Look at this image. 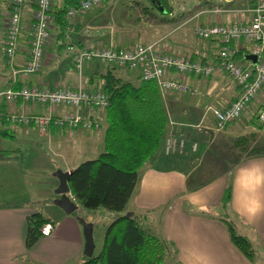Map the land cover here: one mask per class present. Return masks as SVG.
<instances>
[{
    "label": "crops",
    "instance_id": "1",
    "mask_svg": "<svg viewBox=\"0 0 264 264\" xmlns=\"http://www.w3.org/2000/svg\"><path fill=\"white\" fill-rule=\"evenodd\" d=\"M32 2L26 0L23 6L22 31L11 65L2 54L1 47L0 93L9 87L16 88L26 83L41 87H52L59 83L75 85L77 78L70 74V70H73L71 53L70 56L62 55L64 45L73 49L92 45L106 46L109 43L121 47L117 44L115 31L112 32L109 25L101 24L108 17L96 24L88 19H75L74 32L67 34L64 28L60 37H57L58 27L52 20L41 69L27 78L19 74L13 76L12 71L19 68L26 57L34 8ZM51 2V5H63V0ZM252 2L198 0L187 11L183 5L174 6L172 10L166 11L170 17L167 20L175 23L171 31L180 30V27L189 23L188 30L181 31L171 43L161 41L162 37L168 36L167 33L158 39L141 43H154L159 52L185 51L192 59L213 60L219 42L215 39H195L192 28L203 24L247 22ZM167 20H157V24L164 25ZM4 30L5 25L0 34V46ZM188 32L192 39L185 37ZM184 48L187 51L181 50ZM88 66L83 69L85 75L89 72L85 70ZM132 72L136 78L138 72ZM87 76L82 75L83 83H86ZM184 81L195 89L193 96L188 98L185 94H168L163 100L171 116L181 121L177 125L182 124L188 128L193 124L201 125V130L186 132L189 139L198 141L197 149L193 152L186 149L183 152L187 156L193 153L194 164H202L204 172L214 167L222 171L200 183L196 179L199 177L197 174L192 175L191 179L188 177L190 162L193 160L185 158L187 161L184 165L183 158L165 155L161 147L156 156L141 168L138 186L122 214L137 217L145 228L164 239L174 251L177 264H264V254L261 255L263 258L258 257L256 263L248 261L230 243L226 227L219 219L221 216L231 219L237 231L245 235L251 245L264 247V152L242 157L229 167L228 161L223 163L216 157L226 146L224 144L227 140L231 143L233 138L255 132L256 138L264 141V124L260 130H255L251 122L252 113L264 103V86L256 102H252L249 111L247 109L248 112L242 115L243 118L241 116L224 128L215 130L209 108L224 107L232 101L236 95L234 85L221 73L214 74L207 81L191 77ZM7 111L41 113L43 107L20 100L6 105L0 98V264H81L84 240L78 218L92 223L93 236V215L86 211H80L78 215L74 212L66 214L54 205L53 200L58 197L54 193L58 185L54 173L56 169L69 172L82 161L83 153L76 154L78 144L96 136L91 133L95 130L80 127L59 129L50 125L44 133H40L32 125L5 122L3 115ZM54 157L60 159L59 163L54 161ZM228 181L230 200L221 208V196ZM73 202L77 208L80 206L75 200ZM35 212L42 213L51 222L46 225L49 227L48 234H42L32 246L26 248V217Z\"/></svg>",
    "mask_w": 264,
    "mask_h": 264
},
{
    "label": "trees",
    "instance_id": "2",
    "mask_svg": "<svg viewBox=\"0 0 264 264\" xmlns=\"http://www.w3.org/2000/svg\"><path fill=\"white\" fill-rule=\"evenodd\" d=\"M149 1L156 9H161V4L164 0H157L158 4L151 0ZM75 2L76 0H63V5L57 6L55 3L51 5L50 16L55 26L58 27L57 37L63 34V29L68 22L64 14L66 6L73 5ZM254 2L255 0H253L250 8H252ZM32 4L35 7L34 1ZM51 4L53 3L51 2ZM167 9L170 10L168 6ZM167 9L162 8L161 10L166 12ZM6 10H9V3ZM248 23L249 20L239 24L245 25ZM2 38H4V33ZM215 40L218 41V39ZM250 41L240 37L237 40H230L226 43L233 51V59L235 61L241 60L240 63L246 62L247 67H252L257 61L264 62V49L254 63L244 60L249 52ZM221 45L219 42L218 48ZM1 47L3 48V42ZM183 54L187 55L186 53ZM210 61L217 62V56L215 55V58ZM87 65L89 66L85 70L89 72L85 75L84 71L83 74L84 76L88 75L86 83H83L84 90L100 89L107 96L106 107L103 110L94 109L91 113L92 118L98 120L99 127L101 123L104 124L102 151L95 158L82 160L75 165L69 171L66 183L69 188V194L86 212L92 213L99 208H103L107 211L115 212V216L104 228L97 253H92L88 258L83 256L81 264H161L168 243L162 241L159 236L145 228L137 217H130L121 212L138 186L143 165L153 159L161 147L163 151L164 140L170 126V119H168L163 101L164 98L160 96L154 81H142L139 79L137 70H135L138 72L136 83H133L126 79L125 75L121 76L116 73L117 70L130 69H121L116 66L99 63L98 61H91ZM218 73L225 75L236 89L235 98L224 106L227 107L237 98L238 85L226 73L221 71ZM171 74L175 75L176 73L171 70ZM213 75L211 74L208 77ZM188 77L204 79L191 74L184 75L183 79ZM187 85L193 88L190 84ZM263 86L264 84H262L257 97L262 92ZM184 94L182 93L180 96ZM257 97L243 109L237 119L249 111V105ZM224 107H210L209 111L212 108ZM256 109L257 111L252 113L253 120L251 122L255 130H260L264 122H261L258 118L260 106ZM93 113H95L94 117ZM255 138V132H252L248 135L233 138L231 143L227 140V143L224 144L226 146L223 147L222 151L218 152L219 154L216 157L223 163L225 160L228 161L230 164L227 167H229L242 157L263 153L264 141L260 138ZM210 152L211 154L213 153V151ZM163 154L165 153L163 152ZM169 154H172L170 155L171 157L178 156L183 158L185 160L183 162L184 165L187 160H193V162L191 161L192 163L190 162L188 177L190 178L192 175L197 174L199 177H196V179L200 183L207 181L212 174L222 171V169L218 170L214 167V170L207 169L204 172L202 164H194L193 153L187 156L188 154L182 151L165 155ZM230 192V181H228L221 196V208H224L230 200ZM219 219L226 227L230 243L248 261L256 263L260 256L255 253L248 238L237 231L231 219L225 216H221ZM50 222L51 220L40 212L31 213L26 217L24 235L26 248L32 246L42 236L41 228L50 224Z\"/></svg>",
    "mask_w": 264,
    "mask_h": 264
},
{
    "label": "built area",
    "instance_id": "3",
    "mask_svg": "<svg viewBox=\"0 0 264 264\" xmlns=\"http://www.w3.org/2000/svg\"><path fill=\"white\" fill-rule=\"evenodd\" d=\"M35 7L32 10L30 24V38L26 57L16 74L24 78L38 72L43 61V52L50 39L51 2L50 0H32ZM105 0H76L73 5L65 9L68 21L66 33L74 32V21L77 16L91 11ZM26 0H9V10L5 18L2 54L11 65L17 49L19 35L22 31L21 12ZM249 23L242 25L238 22L229 24L195 25L191 32L199 40L218 39L222 44L216 52L217 62L191 59L183 53L159 52L154 43L138 42L131 46L117 47L109 43L106 46L92 45L71 48V63L77 74L75 85L67 86L62 83L52 87H41L36 84H22L19 87H9L0 93V98L6 105H12L18 100L24 103L39 104L43 107L41 113H16L7 111L3 115L5 122L15 125H32L38 132L44 133L50 125L59 129L80 127L85 130L98 129V120L92 118L94 109L103 110L107 105V96L100 89L86 91L83 88L81 72L91 61L116 66L121 69L137 70L142 81H154L159 94L164 98L168 94L194 95L195 90L189 87L183 79L191 74L206 78L218 72L226 73L238 85L237 98L224 108H212L210 114L213 119V129L220 130L227 123L237 119L243 109L254 100L262 84H264V62L257 61L252 67L233 59V51L226 45L230 40L240 37L250 41L249 54L258 59L264 49V0H255L249 9ZM175 71V75L171 74ZM15 79V78H14ZM61 112H58L60 111ZM258 118L264 122V103L260 106ZM201 130V125L192 126ZM189 141H188V140ZM184 138L182 132L176 134L168 132L164 140L163 152H182L186 149L195 151L197 142ZM70 199L74 198L69 194ZM49 227L43 226L41 233L48 234Z\"/></svg>",
    "mask_w": 264,
    "mask_h": 264
},
{
    "label": "rangeland",
    "instance_id": "4",
    "mask_svg": "<svg viewBox=\"0 0 264 264\" xmlns=\"http://www.w3.org/2000/svg\"><path fill=\"white\" fill-rule=\"evenodd\" d=\"M196 1L198 0H180L179 3L178 0H164L162 1L161 9L162 8L167 9L168 6L169 9L172 10V8H175L174 6L179 7L183 5V7L185 6L186 8L185 11H187L188 8L189 9L192 8V4H194ZM8 3L9 0H0V34L5 25V18L7 13L5 7H7ZM161 9L160 8L156 9L155 6L150 4L149 0H105L99 6L94 7L91 11L83 15L77 16L76 19H80V18L88 19L91 21V23L96 24L98 22H102L104 19L108 17L107 21L105 23L102 22L101 24L109 25L112 32L115 31V35L117 36L116 38L117 44L121 47L131 46L138 42H144V43L150 42L151 40L158 39L160 36H163L165 33H167L168 36L162 37L161 41L166 43L168 42L171 43L173 42V40H175L174 37H176L181 31L188 30L190 24L189 23L185 24L183 27H180L181 28L180 30L171 31L175 23L173 21L167 20L170 18L168 16V13L162 11ZM163 19L167 20L164 25L157 24L159 23L158 21H161ZM185 37L192 39V36L189 34V32L188 35ZM63 47L64 50L62 51V55L64 57L65 55L70 56V53H72V49H69L67 45H64ZM0 50H1V46H0ZM181 50L187 51V49L185 48ZM184 52L185 51H181V53ZM132 71L128 72L124 70H117L116 73L121 76L122 75L126 76L127 74L126 79L135 83L136 78L132 76L133 73ZM83 72L84 70H82L81 72V80H82ZM70 74L77 78V74L73 70H70ZM209 78L210 77L204 78L203 80L207 81ZM165 98L166 96L164 97V100ZM193 98H195V96ZM165 108L167 111L168 119H170V126L168 127L169 132L174 134L178 132H182L184 138L186 139L189 138L187 133L188 132L191 133L192 131H194L193 129L195 128L189 127L190 128L189 129L187 126H182V124L177 125L178 122L181 121L178 118H176V116L174 115L171 116V113L169 112V110H167L166 104H165ZM94 115L95 113H93V117ZM241 118H243V116ZM182 128L183 130L181 131ZM103 129H104V124L101 123L98 129H95V131L91 132L96 136L91 137V139H86V142L85 140L84 141L82 140V143L80 142L81 145L78 144V148L76 146H72L73 148H77L76 149L77 155H81L83 153L82 160L95 158L97 154H99V152L102 151ZM193 140H191V142ZM196 142L198 147V141ZM59 160H60L59 158L54 157V161H56L57 163H59ZM80 211L85 212L86 210L78 206V208L76 207L74 213L78 215ZM121 213H123V211ZM92 215L95 225L94 234L92 236V240L94 244L93 253L95 254L97 253L100 247L104 228L115 216V212H110L107 211L106 209L99 208L93 211ZM161 240L165 242L164 239L161 238ZM252 248L258 254V256L262 258L261 255L264 254V247L261 248L260 246L253 244ZM174 258H175L174 251L169 245H167L161 264H177Z\"/></svg>",
    "mask_w": 264,
    "mask_h": 264
},
{
    "label": "water",
    "instance_id": "5",
    "mask_svg": "<svg viewBox=\"0 0 264 264\" xmlns=\"http://www.w3.org/2000/svg\"><path fill=\"white\" fill-rule=\"evenodd\" d=\"M151 1L155 4H158L157 0ZM245 59L254 63L256 61V56L252 54H247L245 56ZM68 174V171H61L60 169L56 170L54 173L55 177L58 180V185L54 189V193L58 197L53 200V203L66 214L73 213L76 210L75 203L69 197V188L66 183V178ZM78 221L82 226V235L84 240L82 255L88 258L92 255L94 249V244L92 240V223L85 221L83 218H78Z\"/></svg>",
    "mask_w": 264,
    "mask_h": 264
}]
</instances>
